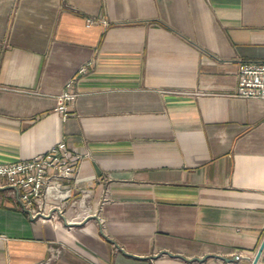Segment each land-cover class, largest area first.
<instances>
[{
	"label": "crops",
	"instance_id": "0c3cea01",
	"mask_svg": "<svg viewBox=\"0 0 264 264\" xmlns=\"http://www.w3.org/2000/svg\"><path fill=\"white\" fill-rule=\"evenodd\" d=\"M242 59L264 61V0H0V163L64 139L89 190L88 216L44 220L0 179V264H250L264 99L233 94Z\"/></svg>",
	"mask_w": 264,
	"mask_h": 264
},
{
	"label": "built area",
	"instance_id": "2783aa9c",
	"mask_svg": "<svg viewBox=\"0 0 264 264\" xmlns=\"http://www.w3.org/2000/svg\"><path fill=\"white\" fill-rule=\"evenodd\" d=\"M103 23L107 21L102 19ZM88 68L83 64L77 73H85ZM76 73V74H77ZM73 76L58 96L56 111L65 119L69 115L71 105L77 92L69 86ZM240 97H259L264 99V61L242 59L238 65V83L234 91ZM88 154L74 152L64 139L48 147L42 153L20 159L11 163H0V179L4 184L17 190L21 207L32 217L50 220L53 211L63 213L65 205L70 202L73 207L84 208L88 216V205L85 203L89 190H82L78 185V173L81 162ZM81 192L77 197L76 193ZM107 199L103 196V201ZM75 215L70 223L79 222L81 212L74 208Z\"/></svg>",
	"mask_w": 264,
	"mask_h": 264
},
{
	"label": "water",
	"instance_id": "95a60500",
	"mask_svg": "<svg viewBox=\"0 0 264 264\" xmlns=\"http://www.w3.org/2000/svg\"><path fill=\"white\" fill-rule=\"evenodd\" d=\"M263 239H264V238H263ZM263 248H264V240H262V242H261L259 248L257 249V252H256V254L254 255V257H253V259H252V261H251L250 264H257V262H258V260H259V257H260V255H261V253H262Z\"/></svg>",
	"mask_w": 264,
	"mask_h": 264
},
{
	"label": "rangeland",
	"instance_id": "374dc122",
	"mask_svg": "<svg viewBox=\"0 0 264 264\" xmlns=\"http://www.w3.org/2000/svg\"><path fill=\"white\" fill-rule=\"evenodd\" d=\"M78 193H81V192L79 191V192H77L76 194H78ZM66 205H67V204H66ZM66 205H65V206H66ZM63 210H64V209H63Z\"/></svg>",
	"mask_w": 264,
	"mask_h": 264
}]
</instances>
